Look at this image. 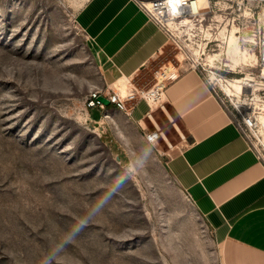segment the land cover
I'll return each mask as SVG.
<instances>
[{
	"label": "rangeland",
	"instance_id": "374dc122",
	"mask_svg": "<svg viewBox=\"0 0 264 264\" xmlns=\"http://www.w3.org/2000/svg\"><path fill=\"white\" fill-rule=\"evenodd\" d=\"M88 1L0 0V264H222L167 167L187 135L159 119L173 148L152 145L119 111L88 107L109 83L78 24Z\"/></svg>",
	"mask_w": 264,
	"mask_h": 264
},
{
	"label": "crops",
	"instance_id": "0c3cea01",
	"mask_svg": "<svg viewBox=\"0 0 264 264\" xmlns=\"http://www.w3.org/2000/svg\"><path fill=\"white\" fill-rule=\"evenodd\" d=\"M78 24L103 58L109 90L151 88L156 70L174 66L163 64L170 48L166 35L135 0H89ZM165 99L173 122L188 138L167 161L168 170L213 231L222 264H264V164L197 72L180 74L167 86ZM128 107H133L132 116L120 113L137 131H151L147 103ZM106 108L117 111L112 105ZM154 116L168 119L159 109ZM171 126L168 131L177 141Z\"/></svg>",
	"mask_w": 264,
	"mask_h": 264
},
{
	"label": "built area",
	"instance_id": "2783aa9c",
	"mask_svg": "<svg viewBox=\"0 0 264 264\" xmlns=\"http://www.w3.org/2000/svg\"><path fill=\"white\" fill-rule=\"evenodd\" d=\"M135 1L166 35L178 64L156 70V82L148 89L130 86L124 91L97 90L89 95L88 107L105 109L98 101L104 96L117 111L130 117L133 107L128 103L145 101L149 107L146 117L154 127L143 132L145 140L153 145L163 139L173 148L154 111L161 110L178 127L167 109L165 90L183 72L195 71L264 164V149L257 143L264 113V0ZM232 36L242 51L237 60L228 55ZM177 132L182 141L187 140L181 130Z\"/></svg>",
	"mask_w": 264,
	"mask_h": 264
},
{
	"label": "bare ground",
	"instance_id": "6f19581e",
	"mask_svg": "<svg viewBox=\"0 0 264 264\" xmlns=\"http://www.w3.org/2000/svg\"><path fill=\"white\" fill-rule=\"evenodd\" d=\"M242 53V51L240 50V48L238 47V44H237V40H236V38L235 37H231L230 38V40H229V47H228V55H229V57H231L232 59H234V60H237V57H239V55ZM121 84L124 86V88H125V86H126V84H125V82L123 81V82H121ZM125 90V89H124ZM260 120L263 122V124H264V113H263V115L261 116V118H260ZM173 121H174V119H173ZM261 121H260V123H261ZM175 128V127H174ZM175 130L176 131H180L181 129H180V127L178 126V127H176L175 128ZM261 130V129H260Z\"/></svg>",
	"mask_w": 264,
	"mask_h": 264
},
{
	"label": "water",
	"instance_id": "95a60500",
	"mask_svg": "<svg viewBox=\"0 0 264 264\" xmlns=\"http://www.w3.org/2000/svg\"><path fill=\"white\" fill-rule=\"evenodd\" d=\"M98 101L101 102L102 104H104L106 107L111 105L110 101L104 96H100L98 98Z\"/></svg>",
	"mask_w": 264,
	"mask_h": 264
}]
</instances>
